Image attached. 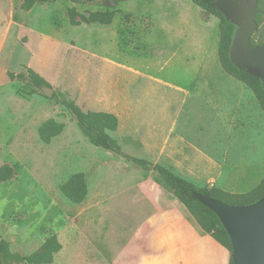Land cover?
I'll use <instances>...</instances> for the list:
<instances>
[{
	"label": "rangeland",
	"instance_id": "1",
	"mask_svg": "<svg viewBox=\"0 0 264 264\" xmlns=\"http://www.w3.org/2000/svg\"><path fill=\"white\" fill-rule=\"evenodd\" d=\"M96 1L0 0V167L15 171L0 184V240L31 256L56 236L51 264H138L147 219L176 200L154 168L94 146L63 100L114 114L124 154L199 188L243 194L264 178V110L220 63V20L187 0ZM257 20L259 45L264 0ZM29 70L57 100L15 78ZM48 120L64 129L45 144ZM77 173L80 204L60 189Z\"/></svg>",
	"mask_w": 264,
	"mask_h": 264
},
{
	"label": "trees",
	"instance_id": "2",
	"mask_svg": "<svg viewBox=\"0 0 264 264\" xmlns=\"http://www.w3.org/2000/svg\"><path fill=\"white\" fill-rule=\"evenodd\" d=\"M77 5L97 3L96 0H68ZM197 6L203 15L213 16L220 20V41L218 46V56L223 69L245 84L256 96L260 106L264 110V86L256 74L235 66L230 60V47L232 45L236 26L229 22L224 15L216 8L217 0H187ZM263 0H258L261 4ZM99 3V2H98ZM97 3V4H98ZM256 22L258 20L256 17ZM252 35V45L254 43ZM264 45V42L259 43ZM20 83L31 87L33 90L42 91L47 84L36 73L29 70L15 77ZM53 99L57 100L56 94ZM75 118L77 125L90 140V142L101 149L112 152L123 157L128 162L142 168H147L153 164L144 159L132 157L123 153L122 148L109 132H115L119 126L118 118L112 113L88 112L84 113L76 104L63 100L61 102ZM64 125L54 120H48L39 128V137L45 144H50L51 140L63 132ZM154 171L168 190H170L177 201H179L195 218L200 228L210 235L217 243L228 250L231 254L230 264H233L232 241L227 231L223 227L220 219L206 206L193 198V194H203L219 199L234 206H251L259 202L264 197V178L257 187L243 194H226L217 188L207 190L195 186L189 180L177 175L171 169L160 164L153 165ZM15 178V171L9 165L0 167V184L11 181ZM61 192L73 203H82L87 196V187L83 173L74 174L65 184L61 186ZM62 249V245L56 236H52L45 245V250L31 256H22L10 251L8 244L0 240V264H51L54 256Z\"/></svg>",
	"mask_w": 264,
	"mask_h": 264
},
{
	"label": "water",
	"instance_id": "3",
	"mask_svg": "<svg viewBox=\"0 0 264 264\" xmlns=\"http://www.w3.org/2000/svg\"><path fill=\"white\" fill-rule=\"evenodd\" d=\"M215 6L236 26L229 52L232 64L259 76L264 86V45L253 46L251 42L258 30V0H217ZM42 92L47 98L54 93L48 86ZM193 198L220 219L232 241L233 264H264V197L251 206H234L198 193Z\"/></svg>",
	"mask_w": 264,
	"mask_h": 264
},
{
	"label": "crops",
	"instance_id": "4",
	"mask_svg": "<svg viewBox=\"0 0 264 264\" xmlns=\"http://www.w3.org/2000/svg\"><path fill=\"white\" fill-rule=\"evenodd\" d=\"M181 177L193 182L189 174ZM178 203L174 200L165 206L159 202L153 215L147 219V230L143 234L148 252L140 253L138 264H228V257L217 245L219 243L206 234Z\"/></svg>",
	"mask_w": 264,
	"mask_h": 264
}]
</instances>
